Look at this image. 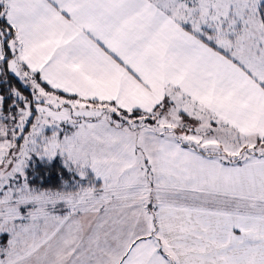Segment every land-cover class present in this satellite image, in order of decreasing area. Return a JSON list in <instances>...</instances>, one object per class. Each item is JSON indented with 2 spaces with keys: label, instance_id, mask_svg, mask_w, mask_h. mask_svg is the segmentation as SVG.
Returning <instances> with one entry per match:
<instances>
[{
  "label": "snow or ice",
  "instance_id": "snow-or-ice-1",
  "mask_svg": "<svg viewBox=\"0 0 264 264\" xmlns=\"http://www.w3.org/2000/svg\"><path fill=\"white\" fill-rule=\"evenodd\" d=\"M0 264H264V0H0Z\"/></svg>",
  "mask_w": 264,
  "mask_h": 264
}]
</instances>
